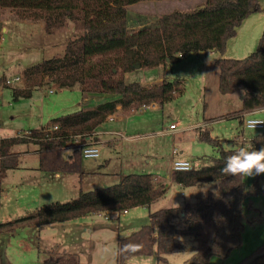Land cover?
<instances>
[{"label": "trees", "instance_id": "obj_1", "mask_svg": "<svg viewBox=\"0 0 264 264\" xmlns=\"http://www.w3.org/2000/svg\"><path fill=\"white\" fill-rule=\"evenodd\" d=\"M150 1L162 0H0V9L16 12L21 20L43 22L49 35L70 26L82 31L81 35L68 40L64 56L43 61L25 71L24 89L15 91L16 98L29 97L33 89L43 86L78 88L84 94L119 97L91 110L54 118L29 134L0 139V204L3 179L9 171L19 168V153L13 151L16 146L33 144L37 147L40 171L82 172L79 145L94 141L96 130L111 116L118 112H137L152 105L163 108L185 91L183 80H163L160 84L144 86L128 83V73L138 66L139 69L163 67L166 70L189 54L215 51L224 55L229 39L237 35V28L252 9L260 10L257 0H205L193 12L165 14L158 19L157 27L130 32L129 8ZM216 64L220 70V93L241 94L242 108L233 116L243 124L245 115L264 109V33L255 53L245 59L220 58ZM0 83L8 87L5 79H0ZM197 135L200 142L216 150L217 156L199 168L172 171V180L182 188L212 185V189L194 204L150 212V224L119 240L117 264H134L130 262L133 257L150 255L157 257L156 264H170L169 254L189 248L188 241H181L180 237L195 243L194 254L185 264H210L213 257L226 259L242 246L245 202L264 196V175L257 176L248 185L245 176H225L221 169L226 158L240 148L253 151L264 147V133L257 135L251 146H246L242 139L237 140L233 148L224 147L210 131L199 130ZM66 150H72L68 160L63 157ZM166 192L167 188L158 184L153 174L126 175L116 185L81 192L72 201L45 205L22 219L0 223V235L89 214L150 208ZM126 243L140 245V250L125 252ZM254 257L252 264H264V244L239 264Z\"/></svg>", "mask_w": 264, "mask_h": 264}, {"label": "rangeland", "instance_id": "obj_2", "mask_svg": "<svg viewBox=\"0 0 264 264\" xmlns=\"http://www.w3.org/2000/svg\"><path fill=\"white\" fill-rule=\"evenodd\" d=\"M205 0H162L138 3L129 8V27L139 23L155 28L161 16L173 12H193ZM260 10L252 12L229 39L224 55L189 54L184 60L154 69H137L126 75L128 83L144 86L163 80H183L185 91L174 101L145 107L138 112H118L114 119L102 124L95 139L101 150L98 159H82V172H43L39 170L40 155L33 144H21L20 164L9 171L1 183L0 223L22 219L41 207L55 202L77 199L81 192L116 185L130 174H153L156 182L167 188L166 195L150 208L138 207L127 213H96L58 222L49 226L32 225L14 234L0 235V264H117L119 240L127 238L151 223L150 212L183 208L205 196L212 185L182 188L172 180V162L189 161L193 168L209 164L216 150L197 139L198 122L207 120L204 131L222 141L226 148L237 146V140L255 139L263 130L247 129L234 117L242 108L241 94L223 95L219 91L220 58L245 59L258 50L264 33V0H257ZM0 139L16 137L41 129L52 119L80 110H91L102 103L119 98L116 95L82 93L78 88L60 89L43 86L32 90L29 97H15L23 88L25 71L43 61L62 57L70 38L79 36L72 26L49 35L43 22L21 20L16 12L0 9ZM19 77L21 81L14 82ZM3 82V81H2ZM204 98V101L203 99ZM247 116V115H246ZM262 118L253 115L245 118ZM176 130H169L171 125ZM78 141H80L78 139ZM248 146L247 143H245ZM82 150V146L79 145ZM72 150L63 156L68 160ZM261 176V175H260ZM159 178V179H158ZM161 179V180H160ZM257 179L245 176L246 183ZM211 187V188H209ZM207 189H209L207 191ZM243 244L226 259L213 257L210 264H239L264 244V196L245 202ZM178 224H182L178 221ZM188 241V250L167 256L170 264H185L194 254L195 243ZM253 259V258H252ZM254 259H256L254 257ZM249 261V260H248ZM134 264H156L157 257L137 256Z\"/></svg>", "mask_w": 264, "mask_h": 264}, {"label": "clouds", "instance_id": "obj_3", "mask_svg": "<svg viewBox=\"0 0 264 264\" xmlns=\"http://www.w3.org/2000/svg\"><path fill=\"white\" fill-rule=\"evenodd\" d=\"M248 123L254 127L261 124L260 121H250ZM221 174L231 177L248 176L251 178L264 175V147L253 151L240 148L233 155L226 158ZM140 247V245L126 243L123 246V251L135 253L140 250Z\"/></svg>", "mask_w": 264, "mask_h": 264}, {"label": "built area", "instance_id": "obj_4", "mask_svg": "<svg viewBox=\"0 0 264 264\" xmlns=\"http://www.w3.org/2000/svg\"><path fill=\"white\" fill-rule=\"evenodd\" d=\"M18 81H21V78L17 77L15 79L14 82H18ZM13 81H7V84H11ZM2 96V92L0 91V97ZM251 114H247V116L245 115L243 117V126L247 129H251V130H263L264 129V120L262 118H245V117H248L250 116ZM250 121H260L261 124H258L256 125L255 127L252 126L250 123ZM177 126L174 124V125H171L169 127V130H176ZM26 134H29V132H26L25 134L23 135H26ZM22 134H19V136H23ZM248 141L245 140L244 138V141L245 143L248 144V146H251L252 142L254 141V139H247ZM82 156L83 158H88V159H98L100 156H101V150L100 148L98 147V145L96 144H87V145H83L82 146ZM193 169V165L191 162L189 161H183V160H174L172 162V171H176V172H185V171H190ZM127 212H125L126 214Z\"/></svg>", "mask_w": 264, "mask_h": 264}, {"label": "crops", "instance_id": "obj_5", "mask_svg": "<svg viewBox=\"0 0 264 264\" xmlns=\"http://www.w3.org/2000/svg\"><path fill=\"white\" fill-rule=\"evenodd\" d=\"M127 17H129V10H128V16ZM156 21H158V19L156 20ZM127 26H128V30L130 31V32H134V31H138V30H140V29H143V28H145V27H148V26H144V24H142V23H139L137 26H135V27H129V24H128V20H127ZM215 53H218V52H215V51H212V52H208V53H206L207 54V56L208 57H212V56H214V54ZM168 69V68H167ZM166 69V70H167ZM203 99V101H204V98H202ZM152 106H157V105H152ZM158 107V106H157ZM158 108H160V107H158ZM160 109H163V108H160ZM138 112V111H137ZM264 113V109H260V110H257V111H254V112H252V113H250L251 115L250 116H253V115H259V116H262V114ZM118 113H116L115 115H113V116H111L108 120H111V119H114L115 118V116L117 115ZM249 115V114H248ZM204 126H207V120L206 119H204L202 122H198L197 124H196V130H197V132L199 131V130H204V129H202V128H204ZM99 129V128H98ZM98 129L96 130V132H95V134H97L98 135V133H97V131H98ZM95 134H94V139H95ZM99 136V135H98ZM100 137V136H99ZM197 139H198V135H197ZM159 179V178H158ZM157 180V177H155V181ZM161 180V179H160ZM157 183L158 184H162V182H158L157 181ZM164 185V184H163ZM165 186V185H164ZM166 187V186H165ZM209 188H211V187H209ZM209 189H207V191H208Z\"/></svg>", "mask_w": 264, "mask_h": 264}, {"label": "water", "instance_id": "obj_6", "mask_svg": "<svg viewBox=\"0 0 264 264\" xmlns=\"http://www.w3.org/2000/svg\"><path fill=\"white\" fill-rule=\"evenodd\" d=\"M252 12H254V9H252ZM1 28H2V25L0 24V31H2ZM137 69H139V66L137 67ZM253 261H254V258H253V259H250V260L247 261L245 264H252Z\"/></svg>", "mask_w": 264, "mask_h": 264}]
</instances>
